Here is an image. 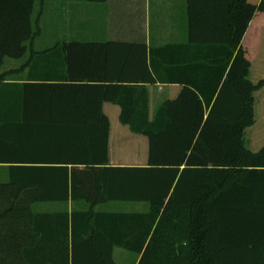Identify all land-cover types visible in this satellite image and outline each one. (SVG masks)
<instances>
[{
    "label": "trees",
    "instance_id": "1",
    "mask_svg": "<svg viewBox=\"0 0 264 264\" xmlns=\"http://www.w3.org/2000/svg\"><path fill=\"white\" fill-rule=\"evenodd\" d=\"M37 1L0 0V264H117V247L135 264H264V146L248 144L264 0H187L183 43L46 50ZM158 83L182 88L152 106ZM106 101L145 165L111 163Z\"/></svg>",
    "mask_w": 264,
    "mask_h": 264
},
{
    "label": "crops",
    "instance_id": "2",
    "mask_svg": "<svg viewBox=\"0 0 264 264\" xmlns=\"http://www.w3.org/2000/svg\"><path fill=\"white\" fill-rule=\"evenodd\" d=\"M38 1H40V6L37 8H40L42 17L45 15L51 18L63 16L60 11L58 12L63 9H66L72 20L88 16L90 18L89 25L95 32L92 34L95 40L91 41H121L159 47L171 43L187 42L189 38L187 0H107L105 3H94L89 0ZM260 1L249 2L259 4ZM69 24L76 25L80 22L75 21ZM261 24L260 50L256 59L253 60L251 68V79L255 82L264 78V23ZM252 25L257 27L259 22H253ZM72 41L81 40L61 39L53 45L45 47V50L53 48L59 43ZM23 62V60H11L9 67L3 68V70L19 69ZM28 71L27 68L20 72L16 78L17 81L26 82ZM181 88L182 86L178 84L148 85L150 104L155 106L167 98L176 97ZM256 98V123L248 131L249 148L254 152L264 146V88L256 93ZM104 111L114 123L111 163L114 165H145L148 152L147 140L130 133L127 128L118 123L121 108L114 101H106ZM21 247L23 248V246ZM20 263H26V261L21 259Z\"/></svg>",
    "mask_w": 264,
    "mask_h": 264
},
{
    "label": "rangeland",
    "instance_id": "3",
    "mask_svg": "<svg viewBox=\"0 0 264 264\" xmlns=\"http://www.w3.org/2000/svg\"><path fill=\"white\" fill-rule=\"evenodd\" d=\"M250 2H256V0H249ZM37 6H40V1H38ZM61 12L63 16L60 17H48V15L42 17L41 10L38 7L35 12V19L39 18V25L41 28V35L34 42V46L37 50L45 49V47H49L53 45L57 41L61 39L65 40H81V41H91L93 39V33H95L90 23V18L88 16H82L80 18H71L66 9L58 10ZM80 22V24L70 25V22ZM11 60H7L5 67H9V62ZM134 143V142H133ZM119 203H111L106 206L109 209H124V210H144L146 206L143 204L133 205L126 204L122 206H118ZM125 204V203H124ZM43 204H38L37 207L41 208ZM114 206V207H113ZM115 259L117 264H134L136 260V255L130 251H127L123 248L117 247L115 249Z\"/></svg>",
    "mask_w": 264,
    "mask_h": 264
}]
</instances>
